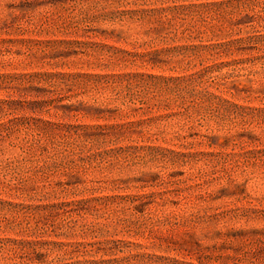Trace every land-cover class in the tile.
I'll return each instance as SVG.
<instances>
[{"label": "rangeland", "instance_id": "rangeland-1", "mask_svg": "<svg viewBox=\"0 0 264 264\" xmlns=\"http://www.w3.org/2000/svg\"><path fill=\"white\" fill-rule=\"evenodd\" d=\"M0 264H264V0H0Z\"/></svg>", "mask_w": 264, "mask_h": 264}]
</instances>
